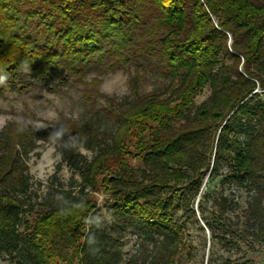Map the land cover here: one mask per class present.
<instances>
[{
  "label": "trees",
  "instance_id": "obj_1",
  "mask_svg": "<svg viewBox=\"0 0 264 264\" xmlns=\"http://www.w3.org/2000/svg\"><path fill=\"white\" fill-rule=\"evenodd\" d=\"M131 68L127 97L99 94L105 76ZM29 78L84 86V103L103 98L108 107L98 125L62 118L47 130L20 121L0 129V256L119 264L94 217L102 190L114 215L161 238L149 264H173L184 234L174 212L223 168L222 181L247 200L241 229L225 217L236 207L215 200L212 237L227 251L264 243V0H0V96ZM150 79L154 90L142 93ZM53 141L79 181H59L26 221L28 160Z\"/></svg>",
  "mask_w": 264,
  "mask_h": 264
},
{
  "label": "rangeland",
  "instance_id": "obj_2",
  "mask_svg": "<svg viewBox=\"0 0 264 264\" xmlns=\"http://www.w3.org/2000/svg\"><path fill=\"white\" fill-rule=\"evenodd\" d=\"M133 70L131 68L105 76L97 88L99 94L115 101L127 97ZM85 88L70 82L61 85L58 80L49 83L35 78L23 80L17 89L0 96V129L10 121H20L29 124L34 130H47L53 128L62 118L98 125L96 119L103 117L108 102L103 98L92 97L90 103H84L82 95ZM140 90L142 93L154 90L152 79L144 80ZM208 94L207 89L203 90L195 102L199 104ZM105 124L103 122L102 126ZM73 147L75 152L87 159L94 154L81 146ZM62 152L60 144L53 141L41 145L28 160L32 189L29 203L34 209L24 214L26 221L34 219L35 212L40 208L39 201L47 193L54 194L59 181L64 186L70 182L78 183V176L68 167ZM129 161L131 165H136L134 159L130 158ZM224 171L225 168L218 175L206 177L197 198L192 203H187L188 207L174 212V219L182 226L184 234L181 251L173 264H223L228 260L241 261L246 258H250L253 264H264V243L255 244L254 250H251L244 242H238L227 251L212 237L209 227H216L215 200L221 195L227 197L229 205L236 207L235 212H229L225 217L234 229L242 228L241 213L245 208L247 194L244 190L222 181L221 174ZM94 198L97 202V210L94 212L97 227L117 251L119 264H129L131 260L136 264L143 261L149 264L160 251L161 238L152 237L141 231L135 222L114 215L109 209L111 201L102 190H98ZM0 264H12V258L0 256Z\"/></svg>",
  "mask_w": 264,
  "mask_h": 264
}]
</instances>
